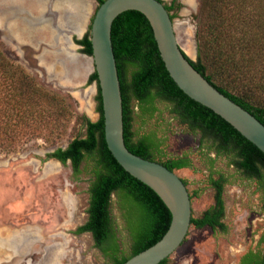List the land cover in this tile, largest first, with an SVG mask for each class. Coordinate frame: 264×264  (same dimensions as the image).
I'll return each instance as SVG.
<instances>
[{"label":"rangeland","instance_id":"1","mask_svg":"<svg viewBox=\"0 0 264 264\" xmlns=\"http://www.w3.org/2000/svg\"><path fill=\"white\" fill-rule=\"evenodd\" d=\"M41 1L0 0V49L40 88L63 98L68 115L61 117L54 126L43 127V134L54 129L50 141L44 140L42 134L37 136L38 133L31 137L24 135L15 151H0V264H111L95 246L90 233L75 234L88 219L93 158L86 159L78 176L74 175L70 162L62 164L56 159H46V154L66 147L75 137L84 136V125L77 123L76 116L86 115L96 121L99 114L96 82L77 83L93 69L92 60L88 64V59L86 64L76 63L80 75L75 77V83L60 84L64 70L71 73L75 65L71 57L84 54L81 45L76 48L70 41L76 43L78 39L71 33L76 21L75 11L63 4L65 1H55L53 12L59 15L55 19L47 0ZM164 2L170 5L172 0ZM98 7V1L93 0L85 15L86 23L88 18L93 19ZM171 14L179 45L197 61V34L206 23L207 9L202 7V0H194L192 5L187 0H178ZM54 34H64L70 39L67 44L56 43L52 38ZM259 80L262 83L264 74L254 79L255 82ZM0 83L11 84L7 77H0ZM250 84L241 80L237 85L247 90ZM252 90L254 97L264 104V92L253 84ZM133 108L134 140L152 133L158 142L157 158L187 157L191 161L190 168L176 170V173L186 183L193 218L202 217L215 205L216 191L211 179L224 180L225 229L216 230L212 237L208 228L197 229L192 224L184 244L169 259V264H209L210 261L235 264L237 250L253 247L261 237L264 239V187L237 170L232 156L216 154L210 149V141L203 140L199 132L180 123L172 113L171 104L156 101L153 114H143L136 103ZM58 131L62 132V137L53 143ZM23 132L27 134L25 129ZM112 212L119 232L121 256H128L130 238L116 197ZM249 230L253 236L250 241L247 240Z\"/></svg>","mask_w":264,"mask_h":264},{"label":"trees","instance_id":"2","mask_svg":"<svg viewBox=\"0 0 264 264\" xmlns=\"http://www.w3.org/2000/svg\"><path fill=\"white\" fill-rule=\"evenodd\" d=\"M104 1L98 0L99 6ZM159 1L174 19L171 12L178 0L170 5ZM202 7L207 9L208 15L197 34L198 60L193 61L184 53L186 58L210 84L264 124V104L252 92V84L264 92V80L262 83L254 81L259 74H264V0H202ZM91 24L84 37L75 40L82 46L81 52L88 56H93ZM112 42L123 99L124 138L131 152L175 172L191 167L187 157L157 158L158 142L152 133L134 140V103L143 114H153L156 101H164L171 104L172 113L180 123L212 143L210 149L218 155L232 156L237 170L264 187V154L220 116L189 98L176 85L161 58L152 27L141 12L130 10L116 18ZM0 77H7L11 82L0 83V151H15L24 135L31 137L38 133L37 136L42 134L44 140L50 141L54 129L43 134V127L54 126L61 117L68 115L65 100L40 88L7 59L1 49ZM241 80L249 81L251 86L248 85L247 90L239 89L237 84ZM93 82L97 84L95 99L99 118L93 121L86 115L76 116L77 123L84 125V136L75 137L66 147L46 154V159H56L62 164L70 162L74 175L78 176L86 159L93 158L88 219L75 234L90 233L95 246L111 264H124L158 242L167 232L172 216L159 196L127 173L108 149L96 71L89 78V83ZM24 129L27 134H22ZM61 137L62 132L58 131L53 143ZM211 185L216 191L215 205L202 217L191 218V224L198 228L224 226L221 222L225 213L224 180L212 178ZM114 197L126 221L131 251L128 256H121L119 232L112 212ZM159 264H169V258Z\"/></svg>","mask_w":264,"mask_h":264},{"label":"water","instance_id":"3","mask_svg":"<svg viewBox=\"0 0 264 264\" xmlns=\"http://www.w3.org/2000/svg\"><path fill=\"white\" fill-rule=\"evenodd\" d=\"M130 10L149 21L164 65L176 85L195 102L220 116L264 154V124L252 113L216 89L191 64L179 45L174 20L159 0H105L91 20L94 71L101 90L105 139L111 154L131 176L152 189L171 212L164 236L124 264H159L171 258L188 235L192 207L187 186L175 171L129 150L124 138L123 99L112 42L113 23ZM189 57L186 58L185 54Z\"/></svg>","mask_w":264,"mask_h":264},{"label":"crops","instance_id":"4","mask_svg":"<svg viewBox=\"0 0 264 264\" xmlns=\"http://www.w3.org/2000/svg\"><path fill=\"white\" fill-rule=\"evenodd\" d=\"M39 1H41V0H39ZM55 1H59V2H61V1H67V0H47V2H48V7H50L49 8V11H50V13L52 14H54V18H56V19H58V15H57V13L56 12H53L54 11V8H52L53 7V3L55 2ZM88 1H92L93 2V0H88ZM9 3V4H12V5H15L16 7L18 6V5H16V4H14V3H11V2H9V1H5V3ZM25 2H27V0H25ZM91 17V16H90ZM90 18H88V21H87V23H86V27H85V30H84V32L81 34V35H79V34H77V33H75L74 34V30L73 31H71V33L73 34V35H76V37L78 38V39H81L85 34H86V32H87V29H88V25L90 24ZM52 38H53V41L54 42H56V43H60V41H63V42H66V44H67V42H68V40L67 39H70V37L69 36H65L64 34L63 35H60V34H57V35H53L52 36ZM71 41V43H72V45L74 46V47H76V48H78L79 47V45H77L76 43H74L72 40H70ZM65 48H66V46H65ZM64 49V48H63ZM59 52H62V50H61V48L59 49ZM77 53V52H76ZM75 56H80V57H78V58H76ZM75 56H72L71 58H72V61H73V63H75V65H76V63H78V65H81L82 64V62L84 63V64H86V60H87V64H88V61H91L92 60V58L90 57V56H88V55H86V54H79V53H77V55H75ZM93 61V60H92ZM75 65L74 66H72V72L70 73V71L68 70V71H66V69L64 70V72H65V74H64V77H63V79H61L60 80V84H65V85H69L71 82L72 83H75L76 81H75V77H77V76H79L80 75V72L78 71V66H77V68L75 67ZM91 66H93V69L92 70H90V72H88L87 73V75H85V79H82V80H79L77 83L78 84H82V83H85V84H87L88 83V81H89V78H90V75L94 72V64H93V62H92V64H91ZM73 67H74V69H73ZM71 70V69H70ZM73 70H76V71H74L73 72ZM54 75H55V73H54ZM54 75H52V78H54L55 79V77H54ZM67 76H70V77H68L69 79H67ZM64 78H66V79H64ZM83 78V77H82ZM70 80V81H69ZM61 81H63V82H61ZM89 84H92V83H89Z\"/></svg>","mask_w":264,"mask_h":264},{"label":"flooded vegetation","instance_id":"5","mask_svg":"<svg viewBox=\"0 0 264 264\" xmlns=\"http://www.w3.org/2000/svg\"><path fill=\"white\" fill-rule=\"evenodd\" d=\"M86 1H88V0H86ZM95 1H98V0H95ZM92 6H93V4H92ZM224 216H225V213H224ZM224 216L221 219V222H222L223 225H224V223H223ZM196 228L197 229L208 228L207 230H209L210 235L213 237V235L215 234L216 230L220 229L221 231H223L225 229V225L223 227H216V228H213V227H211L209 225H206V226H204L202 228H198V227H196ZM247 234H248L247 240L250 241L252 239V237H253L252 236V230H249L247 232ZM263 243H264V239L261 237L256 242L255 246H253V247L249 246V247H246L244 249L240 248V250H237L238 254L235 256L236 257L235 258V264H264V245H262ZM183 244H184V242H183ZM209 264H214V262L210 261Z\"/></svg>","mask_w":264,"mask_h":264},{"label":"bare ground","instance_id":"6","mask_svg":"<svg viewBox=\"0 0 264 264\" xmlns=\"http://www.w3.org/2000/svg\"><path fill=\"white\" fill-rule=\"evenodd\" d=\"M186 1V0H185ZM20 2V1H18ZM42 2V1H41ZM187 2L192 5L194 0H187ZM67 4V6H70L73 11H75L74 13L76 14V21L73 22L75 23V26H74V31L77 32V34L81 35L84 30H85V27H86V21H85V15H86V12L91 8V3L89 1H86V0H67L65 2H63V4ZM23 5V4H22ZM42 6V5H41ZM61 7V6H60ZM38 8V7H37ZM56 8V7H55ZM58 8V7H57ZM67 8V7H65ZM45 9V8H44ZM70 9V8H69ZM65 11V10H64ZM63 11V12H64ZM72 11V10H71ZM57 12V11H56ZM42 13V12H41ZM73 13V12H72ZM63 15V14H62ZM59 16V15H58ZM69 16V15H68ZM16 24V23H15ZM14 27H17L14 26ZM21 28V27H19ZM24 29V28H23ZM15 30V29H14ZM18 30V29H17ZM15 30V31H17ZM23 31V30H22ZM26 31V30H25ZM24 31V32H25ZM15 33V32H14ZM21 33V32H20ZM27 33V32H26ZM17 35V33H16ZM22 36V35H21ZM20 37V36H19ZM70 50V49H69ZM68 52V51H67ZM66 52V53H67ZM69 53V52H68ZM76 71V70H75Z\"/></svg>","mask_w":264,"mask_h":264}]
</instances>
